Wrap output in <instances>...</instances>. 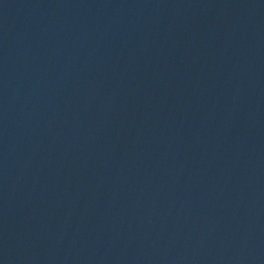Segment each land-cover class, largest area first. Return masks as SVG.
I'll return each mask as SVG.
<instances>
[{
	"label": "water",
	"instance_id": "95a60500",
	"mask_svg": "<svg viewBox=\"0 0 264 264\" xmlns=\"http://www.w3.org/2000/svg\"><path fill=\"white\" fill-rule=\"evenodd\" d=\"M0 264H264V0H0Z\"/></svg>",
	"mask_w": 264,
	"mask_h": 264
}]
</instances>
